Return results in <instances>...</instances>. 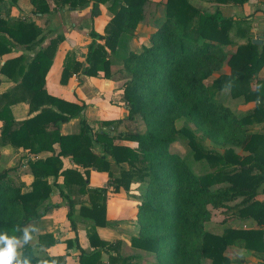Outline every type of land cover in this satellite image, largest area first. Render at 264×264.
I'll return each mask as SVG.
<instances>
[{"label":"trees","instance_id":"16d2710c","mask_svg":"<svg viewBox=\"0 0 264 264\" xmlns=\"http://www.w3.org/2000/svg\"><path fill=\"white\" fill-rule=\"evenodd\" d=\"M147 1L31 0L34 13L41 15L65 8L83 10L92 3L94 8L107 6L113 18L104 34L90 32L93 40L84 61L67 55L61 83L67 84L73 74L110 80L122 73L127 82L121 99L129 113L123 119L102 121L99 130L81 120L77 134L62 135L59 123L80 117L85 109L84 104L53 97L45 90L46 76L63 37L51 40L32 59L19 56L5 61L0 73L17 85L0 95V147L9 145L32 154L52 152L45 160L30 163L34 175L30 188L16 187L7 173L0 174V237L21 244L22 264L40 263L42 257L36 250L57 243L46 233L35 246V227L31 225L38 222L41 228L43 218L52 210L53 187L48 179L60 176L65 177L71 206L75 177L78 192L89 194L90 207L82 206L80 215L94 222L89 232L94 250H81L79 264L142 261L137 256L117 253L104 263L103 252H117L122 242L102 241L97 233V227L107 223L108 188L114 193H130L134 183H140L143 190L137 213L139 235L130 242L133 248L154 255L157 264H232L227 252L233 245L263 259L264 203L256 201V196L264 184V134H249L248 126L264 116V82L258 81V92L253 94L248 86L264 66V48L260 52L257 45L249 43L229 54L223 48L227 44L222 38L224 20L196 9L189 0H168L165 18L150 35V46H143L139 53L130 51L129 40L144 19ZM17 2L0 0V13L3 9L7 12V17L0 14V59L18 46L30 49L41 41L42 30L34 22L14 21L4 8ZM112 57L122 62L117 71ZM226 65L230 75L221 76L211 87L225 86L234 98L244 95L246 100L255 99L259 103L254 114L237 117L206 84ZM18 102H28L31 112L40 108L41 112L16 122L11 106ZM182 119L185 125L178 128L177 122ZM140 123L145 124L144 132L140 131ZM121 126L124 132L119 131ZM117 140L137 146L119 145ZM207 140L216 148H208ZM178 142L189 148L184 157L171 151ZM56 144L61 149L57 155ZM237 150L248 155L241 156ZM62 157H70L78 171H62ZM113 165H127L128 169L115 176ZM92 169L109 176L102 190H86ZM238 197L244 198L240 215L253 218L259 229L228 228L222 235L207 231L213 211L228 208V203ZM3 247L5 244L0 243ZM43 264L66 263L64 257L47 256Z\"/></svg>","mask_w":264,"mask_h":264},{"label":"crops","instance_id":"0c3cea01","mask_svg":"<svg viewBox=\"0 0 264 264\" xmlns=\"http://www.w3.org/2000/svg\"><path fill=\"white\" fill-rule=\"evenodd\" d=\"M167 2L168 0H148L146 2L144 5V19L141 21L136 31H134L133 42L130 43L133 52L139 53L143 46H150V35L165 18ZM189 3L200 11L224 20V25L222 26L224 34L222 38L223 41L227 43L223 47L227 53L231 54L237 52L239 47L248 45L249 43L255 44L257 41H262L264 36V0H189ZM7 8L10 11V17L14 21L34 22L42 30V33L40 35L41 41L33 48L26 49L25 47L18 46L14 48L10 54L1 58L0 69L7 59L19 56L32 59L42 48H45L51 40L63 37V41L58 45L52 66L46 76L45 90L53 97L77 105L84 104L85 109L80 117H75L66 123H59L62 135L77 134L81 128V120H87V123L93 129L95 128L94 130H99V124V127H95L97 121L102 122L125 118L127 115V112H125L126 110H120L118 107H112L111 109L107 107L110 105L107 99L111 98V94L117 88L118 83L116 80L88 77L83 74H73L67 84L63 85L61 83L67 55L71 54L76 60L84 61L87 53V46L93 40L90 36V32L94 30L101 35L104 34L106 27L113 18V14L109 12L106 5L99 4V6L94 8L92 3L83 10L71 11L65 8L45 15L34 13L35 8L31 0H18L16 6L8 5ZM0 14L2 17H7V12L4 9ZM137 44L140 45L138 46ZM257 46L261 52L263 50V44ZM230 73L231 69L229 65H226L220 72L215 74V76L207 80L206 84L210 86L211 90L216 92V98L225 106L229 107L237 117L244 118L254 114L257 104L259 103L255 99L246 100L244 95L234 98L231 94V90L225 86L217 88L211 87L221 76L230 75ZM258 81L264 82V66L258 75L253 76L248 86L252 94L258 92ZM16 85L14 81L0 73V95L10 91L16 87ZM116 102H118V105H124L121 98ZM11 110L16 122L31 119L41 112V108L38 111L31 112L28 102H18L11 106ZM71 128H74V130ZM248 132L249 134H264V116L254 119L248 126ZM206 146L211 149L216 148L209 140L206 141ZM54 149V154H59L61 149L58 144L54 146ZM217 150L223 152L221 148H217ZM172 152L179 154L177 151ZM237 152L241 156L248 155V153L242 150H237ZM0 155L7 158L12 156L18 158V161L22 164L23 172L27 176V178L24 179L26 183L16 184L18 177L21 176L17 171L13 172L16 175H10V179L13 181L12 184L14 186L26 189L30 188L34 181V175L30 167L29 159L25 157L36 156L37 159L45 160L47 157L52 156V152L45 151L39 154H32L29 151L15 149L8 145L0 147ZM61 160L63 162L62 171H78V166L70 157H62ZM113 170L115 171V169H112V171ZM80 171L83 172L84 170L80 169ZM107 178V173L96 172L92 169L90 173V183L86 190L88 191L91 188L105 186L107 184ZM48 182L53 187L50 203L59 205L63 215L61 221H59L58 228L55 226V224H57L55 219H53L55 223L54 227H49V232L53 234L54 239H57V243L50 248L40 247L37 249L43 251L44 254L43 256L40 255L42 261L38 264H43L47 256L64 257L66 264H79L81 250L87 253L94 250L90 243L88 233L94 226V223L89 218L80 215V209L83 205L84 207H90L89 194H81L78 192L79 182L78 177H75L73 179V187L75 189L73 194H70V198L73 201L76 199L75 201L77 204L72 206L66 205L68 203V198L61 197V191L68 194L65 188V177L60 176L58 179L50 177ZM223 186L224 185L215 186L213 189H218ZM111 190L113 189L111 188ZM122 193L123 192H109L106 204L107 223L105 226L97 227L98 236L102 241L111 243L117 241L122 242L117 252L114 250L103 252L102 261L104 263H108L110 255H117V253L123 256H137L143 260L146 256L151 255L148 252L132 247L130 242L131 238L139 235L140 227L137 222V213L140 201L136 198L128 200ZM80 198H82L84 202L82 205L78 203V199L80 200ZM138 198L140 199V193ZM243 200V197H238L228 203V208L214 210L212 214L213 219L211 218V220L213 221L215 219L213 217L215 214L218 216L222 214L223 219L218 221L217 229L210 232L216 235H222L228 228L245 230L259 229L258 223L253 218L240 215V204ZM256 201L264 203V184L256 196ZM67 206H70V212ZM69 213L74 215L72 220L75 221V224L71 223L68 218ZM133 214H135L134 218ZM72 224L75 226V229L71 227ZM208 224L210 223L208 222L206 224V229H208ZM35 233L37 235H43V233L46 234L48 231L45 227H41L38 228ZM19 246L21 247V244ZM18 256H20V254H18ZM227 256L233 261L232 264H264V255L262 257L263 259H260L253 251L247 250L240 245L231 246L227 252ZM144 263L146 262L144 261L143 264ZM207 263L210 264L209 261Z\"/></svg>","mask_w":264,"mask_h":264},{"label":"rangeland","instance_id":"374dc122","mask_svg":"<svg viewBox=\"0 0 264 264\" xmlns=\"http://www.w3.org/2000/svg\"><path fill=\"white\" fill-rule=\"evenodd\" d=\"M7 6H8V4L4 7V8H7ZM7 11H8V9H6ZM133 42V39H130L129 40V49H130V51H132V46L130 45V43H132ZM138 46L140 45V44H137ZM112 62H113V65H114V71H117V69L120 67V65H121V61L118 59V58H116V57H112ZM114 80H116V82L118 83V85H117V88H116V90L111 94V98H108L107 100H108V102H109V104L110 105H108L107 107L109 108V109H111L112 107H118L120 110H126L125 112H127V115L125 116V117H127L128 116V113H129V111H128V109H127V107H126V103L123 101V104L124 105H118V102H116V101H118L120 98H121V96H122V91H123V88H124V86H125V83L127 82V79L125 78V76H123L122 75V73H117V74H115L114 75V78H113ZM125 109H124V108ZM110 111H112V110H110ZM107 112V111H106ZM119 120V119H118ZM86 122H87V120H85ZM108 121H113V120H108ZM179 122V123H178ZM177 123V125H178V127L179 128H182L184 125H185V120H182V121H178ZM101 122L100 121H97L96 123H95V127H99V125L101 126V124H100ZM99 124V125H98ZM82 124H81V122H80V126H81ZM139 127H140V131L141 132H144L145 131V124L144 123H140V125H139ZM72 130H74V128H71ZM81 129V128H80ZM95 129V128H94ZM126 129H125V127L124 126H121L120 128H119V131L120 132H124ZM80 131V130H79ZM78 131V132H79ZM116 135V134H115ZM183 142H186V140H184ZM183 142H178V143H175V144H173L172 146H171V151H177V152H179V154L181 155V156H185L187 153H188V151H189V148L186 146V144L185 143H183ZM116 143L117 144H119V145H129V146H131V147H134V148H136V146H137V144L136 143H133V142H128V141H122V140H117L116 141ZM97 151V153H99L100 151L99 150H96ZM16 156H12V157H5V156H3V155H0V174H8L9 176L10 175H12V174H14L13 172L15 171H17L21 176L20 177H18V181H17V183L16 184H25L26 183V180H24V179H26L27 178V176H26V174L23 172V169H22V164L18 161V158H15ZM23 158V157H22ZM25 158H27V159H29V163H31V162H33L34 160H36L37 159V157L36 156H31V157H25ZM42 158V157H41ZM115 166V167H114ZM112 169H115V171H114V173H115V176H118L119 174H120V172L123 170V169H128V167H127V165H122V167L121 166H117V165H113V167H112ZM14 175H16V174H14ZM13 179V178H12ZM25 182H24V181ZM109 180V176H108V178H107V181ZM89 183H90V178H89ZM107 183V182H106ZM107 185H105V186H101V187H99V188H91V189H103V188H105ZM143 190V186L142 185H140V183H134L132 186H131V190H130V193H126L125 194V191H121V192H123L122 194H124L125 196H126V198L128 199V200H132V198H136L137 200H139L140 201V199L138 198L139 197V193H141V191ZM109 192H112L113 193V190H111V188H108V193H107V199H108V196H109ZM63 193V195L61 196L62 198H64V197H66V194L64 193V192H62ZM136 195H137V197H136ZM76 199H74V201L73 200H70L71 202H72V204H77V202L75 201ZM78 203H80L81 205H82V203H84L83 201H82V198H80V200L78 199ZM51 205H53V208H52V210H50L47 214H46V216L43 218V220H42V224H41V227H45L46 228V230L48 231V235L52 238L53 237V234L52 233H50L49 231H50V229H49V227H54V220L53 219H55L56 220V223L57 224H55V226L58 228V225H59V221H61V219H62V215H63V213L60 211V207H59V205H55L54 203H52ZM66 205H70V203L68 202ZM68 207V209H69V212H70V206H67ZM83 207H84V205H83ZM55 211V212H54ZM74 215H70V216H68V218L70 219V221H71V223H73V224H75V221H73L72 220V217H73ZM135 217V214H133V218ZM215 219L212 221V220H210L209 221V223L210 224H208V231L210 232V231H214L215 229H217V223H218V221L219 220H221V219H223V215L222 214H220V216H218V215H214L213 216ZM213 219V218H212ZM94 223V222H93ZM39 225V223L38 222H36V223H33L32 225H31V227L32 228H34L35 229V232H37V229L40 227V226H38ZM62 227V226H61ZM72 227V226H71ZM72 230V229H71ZM90 232V231H89ZM88 232V233H89ZM43 235H45V233H43ZM41 236V234L40 235H35L34 234V237H33V239H32V243L35 245V246H37V245H40L39 243H40V239H39V237ZM49 237V238H50ZM48 238V239H49ZM54 238V237H53ZM54 240H57V239H54ZM45 241V240H44ZM43 241V242H44ZM109 243H111V242H109ZM114 243V242H113ZM20 243H18V242H14V246H15V251H17L16 252V257H15V259L13 260V262H12V264H22V260H21V258H22V252L20 251ZM36 249H37V247H36ZM39 249V248H38ZM18 254H20V256H18ZM36 254L37 255H41V256H43L44 254H43V251H40V250H36ZM108 254V253H107ZM69 255V254H68ZM142 261H141V263L140 262H137V261H135L136 263H139V264H143V262L145 261L146 263H144V264H157L156 263V260H155V257H154V255H149V256H146V258H144V260L143 259H141ZM205 264H208L207 262H205Z\"/></svg>","mask_w":264,"mask_h":264},{"label":"clouds","instance_id":"9594fccd","mask_svg":"<svg viewBox=\"0 0 264 264\" xmlns=\"http://www.w3.org/2000/svg\"><path fill=\"white\" fill-rule=\"evenodd\" d=\"M0 243L5 244V247L0 248V264H12L16 257L14 240L0 237Z\"/></svg>","mask_w":264,"mask_h":264},{"label":"water","instance_id":"95a60500","mask_svg":"<svg viewBox=\"0 0 264 264\" xmlns=\"http://www.w3.org/2000/svg\"><path fill=\"white\" fill-rule=\"evenodd\" d=\"M256 45H262V41L255 42Z\"/></svg>","mask_w":264,"mask_h":264},{"label":"built area","instance_id":"2783aa9c","mask_svg":"<svg viewBox=\"0 0 264 264\" xmlns=\"http://www.w3.org/2000/svg\"><path fill=\"white\" fill-rule=\"evenodd\" d=\"M262 44H263V48H264V36H263V39H262Z\"/></svg>","mask_w":264,"mask_h":264}]
</instances>
